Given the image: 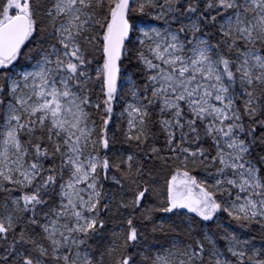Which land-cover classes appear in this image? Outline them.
Returning a JSON list of instances; mask_svg holds the SVG:
<instances>
[{
	"label": "snow or ice",
	"instance_id": "obj_1",
	"mask_svg": "<svg viewBox=\"0 0 264 264\" xmlns=\"http://www.w3.org/2000/svg\"><path fill=\"white\" fill-rule=\"evenodd\" d=\"M0 264H264V0H0Z\"/></svg>",
	"mask_w": 264,
	"mask_h": 264
},
{
	"label": "trees",
	"instance_id": "obj_2",
	"mask_svg": "<svg viewBox=\"0 0 264 264\" xmlns=\"http://www.w3.org/2000/svg\"><path fill=\"white\" fill-rule=\"evenodd\" d=\"M125 73L128 74L133 80H137L139 81L140 79H142V77L139 74V70L135 67V61H133V63L131 65L126 64L125 65ZM125 92H127V87H125L124 89H122V94H124ZM198 175H202L203 173L198 172ZM160 215V214H157ZM223 224H225L226 226L229 227H235L234 224L229 225V221L227 218L224 219ZM109 227H113L112 223H109ZM252 235H257V239H256V245L260 246L261 244V240L259 239V236L257 233H252Z\"/></svg>",
	"mask_w": 264,
	"mask_h": 264
},
{
	"label": "rangeland",
	"instance_id": "obj_3",
	"mask_svg": "<svg viewBox=\"0 0 264 264\" xmlns=\"http://www.w3.org/2000/svg\"><path fill=\"white\" fill-rule=\"evenodd\" d=\"M126 76H129L128 74H126ZM126 87V86H125ZM225 225V224H224ZM226 226V225H225Z\"/></svg>",
	"mask_w": 264,
	"mask_h": 264
}]
</instances>
